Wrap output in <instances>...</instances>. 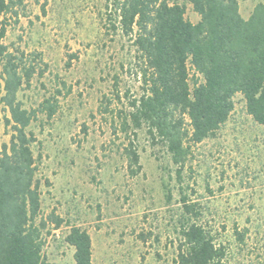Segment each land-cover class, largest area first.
<instances>
[{
	"label": "rangeland",
	"instance_id": "rangeland-1",
	"mask_svg": "<svg viewBox=\"0 0 264 264\" xmlns=\"http://www.w3.org/2000/svg\"><path fill=\"white\" fill-rule=\"evenodd\" d=\"M20 17L4 43L34 67L19 100L33 110L58 103L52 119L39 112L29 127L41 186L42 214L64 222L47 239L51 264H75L65 242L71 226L88 231L93 264H177L183 209L176 168L146 127L123 130L143 95L138 51L111 28L112 0H19ZM186 17L199 16L187 0ZM248 19L264 0H238ZM193 75V72H191ZM217 134L192 148L184 193L200 223L226 248L227 264H264V126L248 115L241 94ZM0 105V147L11 130ZM130 137V138H129ZM134 139L140 171L132 176L124 149ZM244 241L237 238V232Z\"/></svg>",
	"mask_w": 264,
	"mask_h": 264
},
{
	"label": "trees",
	"instance_id": "trees-1",
	"mask_svg": "<svg viewBox=\"0 0 264 264\" xmlns=\"http://www.w3.org/2000/svg\"><path fill=\"white\" fill-rule=\"evenodd\" d=\"M187 1L200 18L197 23L177 1L112 0L108 6L111 28L130 38L141 63L144 92L132 103L123 130L131 129L135 139L136 130L146 127L176 168L184 221L177 264H227L226 248L215 243L184 193L183 174L192 148L214 137L229 120L237 94L248 115L264 126V4L245 19L238 0ZM20 2L0 0V105L12 133L9 144L0 147V264H51L47 239L64 221L54 213L42 214L33 151L38 141L29 127L39 112L52 119L58 103L47 100L40 109L29 110L18 98L35 73L24 64L23 53L10 52L4 43L8 28L19 20ZM134 139L124 149L132 176L140 171ZM237 238L244 241L238 232ZM65 242L75 250V264H93L88 231L71 226Z\"/></svg>",
	"mask_w": 264,
	"mask_h": 264
},
{
	"label": "crops",
	"instance_id": "crops-1",
	"mask_svg": "<svg viewBox=\"0 0 264 264\" xmlns=\"http://www.w3.org/2000/svg\"><path fill=\"white\" fill-rule=\"evenodd\" d=\"M251 15V14H250ZM250 17V16H249Z\"/></svg>",
	"mask_w": 264,
	"mask_h": 264
}]
</instances>
